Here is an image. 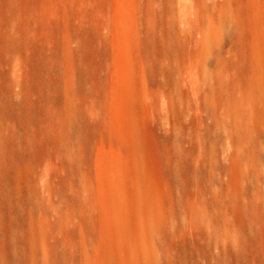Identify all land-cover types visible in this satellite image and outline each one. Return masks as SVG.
<instances>
[{
  "label": "rangeland",
  "instance_id": "374dc122",
  "mask_svg": "<svg viewBox=\"0 0 264 264\" xmlns=\"http://www.w3.org/2000/svg\"><path fill=\"white\" fill-rule=\"evenodd\" d=\"M0 264H264V0H0Z\"/></svg>",
  "mask_w": 264,
  "mask_h": 264
}]
</instances>
